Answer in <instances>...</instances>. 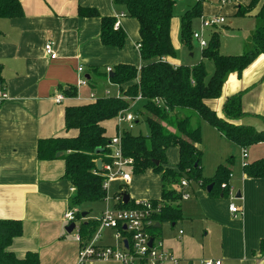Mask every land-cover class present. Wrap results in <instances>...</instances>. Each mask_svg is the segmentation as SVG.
Listing matches in <instances>:
<instances>
[{
	"label": "crops",
	"instance_id": "0c3cea01",
	"mask_svg": "<svg viewBox=\"0 0 264 264\" xmlns=\"http://www.w3.org/2000/svg\"><path fill=\"white\" fill-rule=\"evenodd\" d=\"M20 1L24 10L22 16L0 18L1 75L8 94V98L0 105V219L22 221L23 233L16 237L9 247L19 257L31 250L39 253L40 264H78L81 243L77 241L76 233H73L75 229L71 233L65 229L69 225L65 214L72 208L71 199L76 191L73 190L75 186L64 178L63 159L40 160L37 157V142L40 138L50 136H75L76 129L69 131L65 129V108L93 102L105 96V91L109 90L107 84L100 87L89 84L82 87L85 94L77 97V67L80 64L84 66V76H91L95 83L102 84L101 81H104L115 84L104 75L108 67L112 69L119 63L141 67L145 63L138 45L139 23L136 18L127 15L124 3L114 0ZM249 1L236 0L224 5L229 9L233 7L235 15H241L237 14L238 9L247 7ZM178 2H185V7L177 11L179 15L174 13L171 21V41L174 47L181 46L178 41V39L181 41L180 16L193 10L196 5L202 8V15H206L205 9H211L215 14L222 11V7L211 4H220L219 0ZM262 3L263 0L257 4V9H253L257 10L255 17ZM80 6L95 8L101 16L116 17L117 23L127 34L124 47L105 46L100 40L101 18L80 15ZM175 6L176 3L174 8ZM198 19L200 20L196 18L194 22L196 23ZM255 22L256 18L252 23L251 33ZM225 23L220 26H224ZM215 31L217 30L213 32L216 33ZM48 39L55 43L57 57L54 59L44 50ZM249 42L247 45L243 44L239 52L223 53H243ZM168 60L174 65H181L180 61L172 57ZM74 89L75 93L69 94ZM240 91H243L242 107L250 115L236 123L245 124L246 120L259 131L263 130L264 53L257 56L240 76L236 72L229 74L221 96L206 100V103L218 116L223 117L226 99ZM91 93L96 95L95 100L90 98ZM119 93L120 88L115 95ZM58 94L65 96L62 102L55 100ZM142 100L143 98L138 101L131 100L129 109L134 112L133 109L137 105L142 107ZM134 113L137 117L136 125L141 117L145 120L142 113L138 111ZM113 120H116L117 134V117L103 123L106 133L107 125ZM215 129L224 136L217 128ZM234 144L241 148L239 144L235 142ZM252 146H264V142L251 144L248 148ZM176 148L178 150V147ZM250 157L252 153L248 155L247 163L257 160ZM260 158L263 156L258 157ZM232 159L231 164H234L235 159ZM231 164L226 166L229 165L232 172L234 165ZM241 166L239 165V169L235 171V181H230L235 192L234 199L214 197L209 194L207 187L191 184L188 188L191 196L184 200L187 206H182L181 200L179 202L182 218L177 222H164L169 226L164 234L162 230L164 223L156 222L159 227L153 231V235L161 239L164 247L177 259V262L168 261L167 264H201L206 258L220 259L221 264H264L260 250V241L264 238V178L248 176ZM128 171L130 172V169ZM148 171L152 170L146 172ZM114 182L125 184L119 180ZM161 184L160 180V189ZM121 191L116 190L114 197ZM238 192L241 193L240 198L236 197ZM231 202L239 207L236 214L229 209ZM93 203L97 202H90L91 211ZM115 204L114 199L113 207ZM91 211L82 212L81 215L85 213V216H81L79 223L98 220L90 214ZM97 229L98 227L91 237ZM111 230L110 232L114 234V230ZM180 230H183V234H179ZM101 234L99 246L113 245V235L104 236L103 232ZM89 239L90 237L83 242ZM84 264L120 263L89 260Z\"/></svg>",
	"mask_w": 264,
	"mask_h": 264
},
{
	"label": "trees",
	"instance_id": "16d2710c",
	"mask_svg": "<svg viewBox=\"0 0 264 264\" xmlns=\"http://www.w3.org/2000/svg\"><path fill=\"white\" fill-rule=\"evenodd\" d=\"M261 0L239 8L237 14L251 11ZM126 6L127 15L139 23V51L143 61L141 67L119 63L110 72L104 71L106 78L120 88L118 95H105L93 102L70 105L65 108V129H76L75 136H50L37 142V157L40 160L63 159L65 162L64 178L75 186L72 207L87 202L104 200L103 189L105 171L97 168V160L108 161V144L111 140L103 125L118 114L130 108L131 100L142 95V109L138 112L145 117L149 126L147 134H135L132 130L122 134V146L125 156L132 157V171L144 173L151 169L161 180V210L154 214L155 223L177 222L182 218L180 205V183L183 178L192 184V180L202 181V187L213 184L209 192L214 197L228 198V189L221 188L223 182L230 181L229 165L220 164L215 176L207 180L201 172L202 150L198 146L201 139V120L206 119L229 140L240 147L264 142V129L259 131L252 124L236 123L250 115L242 107L243 91L229 96L223 106V117L211 109L206 100L219 98L229 74L242 71L257 56L264 53V0L256 15V22L251 33L246 51L240 54H225L219 49L217 33H212L207 47L203 48V58L214 64V72L209 76L204 62L195 66L174 65L168 58L175 55L171 41V21L174 17L176 0H114ZM24 13L20 0H0V18L18 17ZM82 16L101 18L100 40L105 46L122 48L127 34L119 26L115 27L116 17L101 16L97 9L79 7ZM202 15V8L196 5L181 17L180 38L183 45L191 46L193 24ZM97 70V68H95ZM0 63V82L3 84ZM88 82L93 87L96 83L91 76ZM126 85V86H125ZM4 87V85H3ZM75 93V89L69 94ZM127 98H130L127 99ZM159 99V102L156 100ZM173 128L174 130L170 129ZM178 147L179 160L174 170L167 163V151ZM97 149H101L97 151ZM61 152V156L57 153ZM250 177L264 178V158L248 162L243 166ZM121 187V186H120ZM121 191L117 194H122ZM121 201L116 207L134 206ZM157 203V202H155ZM78 211L77 219H81ZM79 232L83 240L91 238L99 226L98 220L79 223ZM156 225V224H155ZM153 226L150 231L157 230ZM23 233V223L19 219H0V264H40L39 253L27 251L19 257L9 247L16 237ZM260 250L264 257V238L260 241Z\"/></svg>",
	"mask_w": 264,
	"mask_h": 264
},
{
	"label": "built area",
	"instance_id": "2783aa9c",
	"mask_svg": "<svg viewBox=\"0 0 264 264\" xmlns=\"http://www.w3.org/2000/svg\"><path fill=\"white\" fill-rule=\"evenodd\" d=\"M236 0H219L222 4L232 2ZM226 21L225 17L221 14H213L211 16L201 15L200 22L202 30L201 32H193V38L197 39L200 45L205 48L208 43L204 39L205 28H215ZM115 27H119L116 22ZM45 53L52 59L57 57V51L55 49V43L52 39H48L44 45ZM112 69L108 67L107 72ZM84 66L79 65L77 67V97L82 94L79 89L87 87L89 85L88 78L84 76ZM106 95H111L109 90L105 91ZM8 98V94L0 82V105ZM91 99H96V95L91 93ZM142 95L139 94L134 98L135 101L142 99ZM65 99L63 94L55 96L57 102H62ZM130 100V98H127ZM159 102V99L156 100ZM118 132L114 135L109 144V153L107 155L108 161L103 162L102 169L105 171V180L103 182V189L106 192L104 201L108 203L110 197L109 187L114 181H122L128 183L131 178V173L128 171L132 168L133 159L127 157L124 154L122 146V134L124 131L133 130L136 125V115L130 109L121 111L118 116ZM125 124V125H124ZM242 148V166L247 164L248 158L247 147ZM230 180L233 177L230 173ZM190 182L183 178L180 183L181 200H187L191 194L188 190ZM221 188L228 189V198L234 199L235 192L230 185V181L223 182ZM73 190H76L75 187ZM115 203L123 202V195L116 194ZM157 202V203H155ZM161 201H154L152 199L135 200L134 206L128 208H121L114 206L111 208L107 205L106 210L101 214L98 219L99 226L95 234L87 241L83 242L81 234L79 232L80 224L77 219L78 210L72 207L65 214V219L68 224L75 223V230L77 231L76 239L81 243L78 251V264H84L89 260H104V261H116L120 264H165L168 261L177 262V259L164 247L163 241L156 238L150 229L156 224L154 214L159 213L161 210ZM229 209L233 214L239 211V207L231 202ZM104 228H110L114 230V239L116 244L99 246L98 241L101 238V232ZM179 234H183V230L179 231ZM152 239V241H151ZM151 242V244H150ZM201 264H221L220 259L206 258L201 261Z\"/></svg>",
	"mask_w": 264,
	"mask_h": 264
},
{
	"label": "rangeland",
	"instance_id": "374dc122",
	"mask_svg": "<svg viewBox=\"0 0 264 264\" xmlns=\"http://www.w3.org/2000/svg\"><path fill=\"white\" fill-rule=\"evenodd\" d=\"M182 0H176V6L174 8V13L178 14L177 11H181V9H184L185 2H178ZM234 2V1H232ZM228 2V3H232ZM251 3V0L248 4ZM214 6L222 7L221 14L225 17L226 22L224 26H218L221 27L220 29H214L211 27L205 28L204 32V39L209 44L212 33H214V30L217 33V36L219 38L220 46L219 49L221 52H237L239 48L242 47L243 44L247 45L246 43L250 41L251 37V26L254 21L255 17V9H257V5L253 7V11L248 12L243 15H235L232 8H228L227 5H224L220 2L218 3H211ZM217 4V5H216ZM227 4V3H225ZM243 4V3H242ZM245 4V5H248ZM207 13H205V16H211L215 13L212 12L211 9H205ZM203 12V10H202ZM203 14V13H202ZM179 15V14H178ZM179 17V16H178ZM181 18V16L179 17ZM197 24V25H196ZM172 25V24H171ZM180 26V25H179ZM173 28V27H172ZM181 30V26H180ZM201 22L200 20H196V23L193 24V32H201ZM180 47L175 46V55L172 57L174 60H178L181 62V65L185 66H195L199 64L200 62H204L207 68L208 75L210 76L214 72V64L211 61H208L207 59L203 58V47L200 45L199 41L195 38L191 40V46L183 45L178 39ZM175 45V42H174ZM239 52V51H238ZM100 83H96L98 87L103 86L107 84L110 94L115 95L119 92V87L116 84H110L105 83L104 81ZM84 88L79 89V92L81 94H85ZM83 90V91H82ZM89 93V91L87 90ZM134 100V99H132ZM141 109L140 105H137L133 110L134 112H137ZM250 122L245 120V124H249ZM125 125V124H124ZM201 139L198 142L199 148L202 150V160H201V172L203 178L210 180L212 179L217 171L218 166L220 163L229 164L230 157H233L235 159V163L231 164L233 166V177L230 181H235V171L236 169H239V165H242V148H238L237 145L234 144L231 140H229L225 135L221 136V134L213 127L212 124L206 119L201 120ZM171 129V128H170ZM135 134L143 133L147 134L149 132V126L144 121V118L141 117L140 122L136 125V127L132 130ZM107 133L108 137H113L116 135V120L111 121L107 125ZM248 155L252 153V157L250 158H257L261 155L264 158V146H255L247 149ZM223 159V162H222ZM248 160V158H247ZM178 161V150L176 147L171 148L167 153V163L168 166L173 168L174 170L177 169V162ZM242 167V166H241ZM130 173L132 176V180L128 183L120 185L117 182H112L109 187V201L108 203L105 201L103 203L97 202L93 203V211L90 209V202L83 203L82 205H78L76 209L82 213L85 211H91L90 214L94 216V218H100L101 214L104 210H106L107 205H109L111 208H113V202H114V192L116 190H122L126 191L128 194H130L131 198L137 200H143V198L151 197L149 199H155L160 200V179L157 173H154L153 171H148L144 173H134L132 169H130ZM203 182L192 180V186L197 185L201 186ZM231 184V182H230ZM119 185L121 187H119ZM182 201V206H187V202L184 200ZM103 210V211H102ZM168 224H163L162 230L163 234L165 233L166 229H168ZM109 229V230H108ZM110 228H104L102 230L104 236H111L113 235V232ZM77 234V231L74 230L73 233ZM74 233V234H75ZM73 235V234H72ZM157 236V235H156ZM159 237V236H157ZM112 244H116V240L114 239V242ZM167 264V263H166Z\"/></svg>",
	"mask_w": 264,
	"mask_h": 264
},
{
	"label": "water",
	"instance_id": "95a60500",
	"mask_svg": "<svg viewBox=\"0 0 264 264\" xmlns=\"http://www.w3.org/2000/svg\"><path fill=\"white\" fill-rule=\"evenodd\" d=\"M87 78H89V76H86ZM101 149H97V151H100ZM57 156L59 157V156H61V152H58L57 153ZM102 166H103V161L101 160V159H98L97 160V168L99 169V170H102ZM212 187H213V184H209L208 186H207V191H210L211 189H212ZM237 198H240L241 197V193L240 192H238V194H237V196H236ZM129 201H130V195L127 193V192H124L123 193V203H125V204H127V203H129ZM82 216H85V213H83V215ZM156 227H159V224H156L155 225ZM74 228H75V223H70L69 225H67L66 226V231L68 232V233H71L73 230H74ZM151 241H152V239H151ZM150 244H151V242H150Z\"/></svg>",
	"mask_w": 264,
	"mask_h": 264
}]
</instances>
